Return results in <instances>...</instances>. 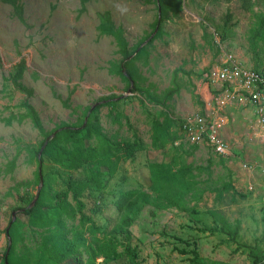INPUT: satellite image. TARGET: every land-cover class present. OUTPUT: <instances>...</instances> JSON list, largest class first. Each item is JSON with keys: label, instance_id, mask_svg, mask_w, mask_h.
Masks as SVG:
<instances>
[{"label": "rangeland", "instance_id": "rangeland-1", "mask_svg": "<svg viewBox=\"0 0 264 264\" xmlns=\"http://www.w3.org/2000/svg\"><path fill=\"white\" fill-rule=\"evenodd\" d=\"M18 2L21 9L16 10L0 0V264H6L7 229L15 212L18 254L30 248L32 264H38L41 245V230L21 210L27 206L23 197L35 199L43 189L38 161L30 159L43 138L30 119L19 121L26 112L21 103L28 98L51 133L80 124L87 111L112 96L121 98L116 107L102 106L98 112L107 138L116 145L137 142L142 150L122 162L102 190L83 194L84 212L96 228L81 221L69 194L76 214L64 220L68 237L76 232L90 241L108 236L125 215L121 206L127 194L140 190L146 197L129 229L131 238L119 235L120 256L100 258L98 264H135L126 254L128 244L139 254L137 264H194L193 250L203 264H254L250 247L262 241L259 249L264 251V142L256 135V123L250 127L243 122L244 111H229L224 136L232 154L224 156L191 144L179 128L181 139L174 146L179 151L163 152L153 145V120H162L164 112L179 121L208 113L215 105L209 71L228 56L247 69L264 70V0H163L164 14L157 0ZM102 24L121 30L133 54L146 43L132 64L140 88L163 98L176 81L179 92L160 105L129 91L128 83L109 71L112 62L122 59L114 38L101 34ZM21 60L27 65L22 82L33 91L31 97L11 80ZM70 93L71 108H66L63 101ZM174 158L175 170L192 167L189 189L183 191L185 211L166 207L153 189L151 164ZM14 159L16 168L10 173L7 165ZM44 160L51 193L66 191L71 178L85 176V170L66 171Z\"/></svg>", "mask_w": 264, "mask_h": 264}, {"label": "trees", "instance_id": "trees-1", "mask_svg": "<svg viewBox=\"0 0 264 264\" xmlns=\"http://www.w3.org/2000/svg\"><path fill=\"white\" fill-rule=\"evenodd\" d=\"M3 2L11 5L14 9H21L18 0H3ZM163 0H157L159 10L165 13L166 6L162 3ZM20 20L24 22L22 15ZM161 22V18L157 21V25ZM160 27L157 29L160 33ZM102 35L111 36L114 38L117 46V53L121 56V62H112L109 69L110 73L119 75L128 83L130 91L133 84L132 92H140L146 95L150 102L164 105L166 101L171 99L180 90L179 84L175 81L174 86L168 89L163 98H160L148 90L140 88L138 78L132 70L133 57H140L144 50L140 44L134 54L130 51L129 44L121 30L116 29L112 24H102L100 26ZM159 33L157 37L159 36ZM155 36L152 38L154 39ZM27 70L25 60H21L14 67L11 77L12 83L27 97L33 95V91L28 89L22 82L24 73ZM257 71V70H255ZM264 74L263 71H257ZM70 93L67 100L63 101L66 108H71ZM115 96L107 99L101 105H96L87 122L86 117L90 111H87L84 119L80 124L71 126H60L51 133H48L42 125L38 112L29 102L28 98L21 103V107L25 109V113L19 118L22 122L25 119H30L33 126L39 131L42 136V141L37 149L33 150L30 157L38 161L40 171L43 177V189L40 192L37 203L33 208H29L34 199L28 196L22 198L27 206L22 209L29 217V224L34 228L41 230V245L37 250L39 258L38 264L43 262H53L55 264H64L67 261L85 262L84 264H98L100 258L106 261H111L120 256L118 248L121 243L118 239L119 235H125L128 239L131 238L130 227L133 225L139 210L143 206L146 193L140 190L131 191L127 194V200L121 206V210H125V215L122 217L116 227L103 238L95 237L92 241L84 239L80 233L76 232L74 237L70 239L66 231L65 219L70 215H75L76 211L68 201L69 194L72 195L73 201L77 203L78 212L82 222H89L93 228H96L92 219L84 212L85 204L82 201V196L91 190H102L107 181L114 178L118 168L122 162H126L135 158L137 151L142 150L137 148V142H122L113 144L105 134L99 119L98 112L102 106L111 107L114 109L118 104ZM181 120L173 119L169 113H163V119L153 120V145L160 147L163 152H167L169 148L179 151L175 148V144L181 139L175 128L180 130ZM56 133V136L51 139V135ZM181 133V131H180ZM182 135V133H181ZM183 136V135H182ZM48 141V142H47ZM47 142V144H46ZM46 145V146H45ZM45 146V148H44ZM198 146V145H197ZM44 148V149H43ZM43 150L42 158L39 159V153ZM44 157H47L52 163L66 171L85 170V176L82 179L71 178L67 183V190H56L51 193L48 187V176L43 175L45 166ZM176 157V155H175ZM16 159L7 165V171L13 172L16 168ZM176 159L174 158L169 163H152L150 166V174L153 182V189L159 193L166 207L180 208L185 211L184 207V190L189 189L187 177L192 173V167L182 166L175 170ZM40 172H39V181ZM233 189L232 185H229ZM135 200L133 201V198ZM14 225L10 228L11 245L8 248V257L6 264H32L31 253L32 249L27 248L22 254H18L16 248V232ZM239 234V225L235 229V235ZM262 241H257L254 246L250 247V256L253 258L254 264H264V251H261L260 245ZM184 252V251H183ZM126 254L131 260L137 264L138 252L133 249L130 244L126 245ZM192 263L203 264L198 251L193 250ZM87 255V259L85 256Z\"/></svg>", "mask_w": 264, "mask_h": 264}, {"label": "built area", "instance_id": "built-area-1", "mask_svg": "<svg viewBox=\"0 0 264 264\" xmlns=\"http://www.w3.org/2000/svg\"><path fill=\"white\" fill-rule=\"evenodd\" d=\"M208 76L215 105L204 116L181 120L180 131L184 138L193 145L208 146L220 155H231L224 132L229 124V111L235 110L244 111L245 124L250 123L251 127L256 123L259 130L256 135L264 142V74L247 69L233 56H228L213 66Z\"/></svg>", "mask_w": 264, "mask_h": 264}, {"label": "water", "instance_id": "water-1", "mask_svg": "<svg viewBox=\"0 0 264 264\" xmlns=\"http://www.w3.org/2000/svg\"><path fill=\"white\" fill-rule=\"evenodd\" d=\"M158 2H159V0H158ZM159 12H160V14H161V10H159ZM157 31H158V29L156 30V32H157ZM156 32H155V34H156ZM145 44H146V43H144V44L142 45V47H144ZM142 47H141V48H142ZM132 88H133V84H132V86H131V89H132ZM131 89H130V91H131ZM92 110H93V108L91 109L89 115L86 117V122H87V120H88V118H89V116H90ZM55 136H56V133H54L53 135H51V139H53ZM47 142H48V141H47ZM47 142H46V144H47ZM45 146H46V145H45ZM45 146H44V148H45ZM44 148H43V149H44ZM42 154H43V150L39 153V159L42 158ZM40 178H41V180H40V188H42V186H43V177H42V172H41V171H40ZM39 192H40V191H39ZM38 198H39V195L36 196V198L34 199V201L32 202V204L29 206V208H33V207L35 206V204L37 203ZM24 211H25V210H21V212H24ZM16 218H17V215H16V212H15V213H13L12 221H11V223H10L8 229H7V236H8L9 238H10V228H11L12 225L15 223ZM11 243H12V242L10 241V245H11ZM8 252H9V251H8ZM7 257H8V253H7ZM7 257H6V261H7ZM6 263H7V262H6Z\"/></svg>", "mask_w": 264, "mask_h": 264}, {"label": "crops", "instance_id": "crops-1", "mask_svg": "<svg viewBox=\"0 0 264 264\" xmlns=\"http://www.w3.org/2000/svg\"><path fill=\"white\" fill-rule=\"evenodd\" d=\"M211 96V95H210ZM211 98H212V96H211ZM209 107H211V102H210V105H209Z\"/></svg>", "mask_w": 264, "mask_h": 264}]
</instances>
